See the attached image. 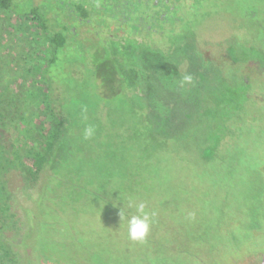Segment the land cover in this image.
Wrapping results in <instances>:
<instances>
[{"label": "rangeland", "instance_id": "rangeland-1", "mask_svg": "<svg viewBox=\"0 0 264 264\" xmlns=\"http://www.w3.org/2000/svg\"><path fill=\"white\" fill-rule=\"evenodd\" d=\"M185 2L196 9L184 20L183 35L169 36L164 43L157 37L146 46L154 45L159 50L154 55L163 54L162 61L172 69L162 72L164 81L155 92L120 85L118 72L115 82H109L107 71L98 82L105 89H93L94 102L82 104V115L74 116L75 96L66 97L73 108L68 119L72 132L68 130L45 168V179L51 180L60 169L67 177L64 186L81 196L69 205L74 209L65 210L67 217L47 216L49 230L37 234L28 221L43 210L46 181L26 187V208L12 238L21 264L36 263L43 240L49 244L50 264H258L264 255V0ZM28 11L26 2L16 14ZM234 35L247 52L245 63L233 61L227 49ZM135 49L142 54L143 46ZM49 51L31 20L0 12V100L10 101L16 112L13 121L7 120L10 137L21 152L43 151L51 139L54 121L46 108L43 83ZM189 51L196 55H187ZM94 55L93 64L102 63ZM73 57L66 53L68 61ZM222 73L225 78L231 74L233 79H247L248 85H237L226 96L230 86L223 84ZM185 75L193 82L181 87ZM60 77L75 84L69 70ZM219 100L223 102L218 106ZM225 109L238 113L231 125L244 123V128L234 135L227 124V160L206 161L204 144L214 141L211 127L222 122ZM89 126L95 134L86 139ZM141 202L155 215L146 240L134 242L119 212L136 215L134 205Z\"/></svg>", "mask_w": 264, "mask_h": 264}, {"label": "trees", "instance_id": "trees-1", "mask_svg": "<svg viewBox=\"0 0 264 264\" xmlns=\"http://www.w3.org/2000/svg\"><path fill=\"white\" fill-rule=\"evenodd\" d=\"M26 2L29 11L24 14H16L18 7ZM15 3L14 0H0V12L6 11L9 14L26 17L27 20L35 22L37 29L42 32L49 45L50 51L43 70V83L46 86L44 93L46 108L54 121V127L50 129L51 139L44 146L43 151L36 152L34 149H29L21 152L10 137V122L7 120L10 117L13 121L16 112L10 101L5 103L4 100V102L0 100V264H21L20 258L12 245L15 236L14 230L18 227V223L20 224L21 212L26 208L22 206V203L28 199L26 187L35 188L37 185H43V182L46 181L45 173L47 169L45 168L52 163L57 151L64 143L68 130L72 132L70 126L72 122L70 123L68 119H70L69 114H73V108L72 110L69 108L66 97L68 95L75 96L72 100L75 111L74 116H80L85 112L82 104L94 102L93 97H96L94 90L99 93V90L105 89V86H99L98 82L101 81V77L105 76L107 71L109 82L112 80L115 82L113 75L118 72L121 77L120 85L125 84V87L134 88L135 91L138 90L139 86L144 87L147 90L145 91L150 93L155 92L156 85L160 86L163 80L162 72L172 70L168 68L165 61H162V55L146 57L151 52L153 55L157 54L156 51H159L153 45L148 49L145 44L137 41L121 43L109 39L104 42L97 37L94 39L95 42L89 39L86 45L82 46L80 44L82 39L78 40V35L75 36L72 30L61 23V20L54 17L55 13L52 12L46 0L38 3L32 0H22L18 6ZM86 13L87 17L89 12L86 10ZM85 28H91V25L86 24ZM192 29L193 32L190 31L191 37L195 28ZM138 45L143 46L142 54H136L135 47ZM197 50V48H194V51ZM67 52L74 55L72 61H68L66 58ZM94 54L99 55L101 58L102 63L98 64L99 66L93 64L92 57L95 56ZM186 54L191 56L194 54L195 56L196 52L190 54L189 51ZM133 59L136 62L135 60L133 62ZM62 60H65V62L61 63ZM53 68L54 70H52ZM66 70L70 71V75L75 82L74 85L67 84L60 77ZM87 76V80L90 82L88 86L85 85ZM142 78L143 85L139 82ZM5 100L7 99L5 98ZM11 110L13 111L10 112ZM11 113H13V116ZM54 174L55 176L51 180L46 181V191L41 196L44 202L43 210L36 213L37 216L34 215L33 221L32 219L28 221L26 212L27 217L25 216V218L29 222L28 226L29 224L31 227L34 225L37 234L49 230L51 223L48 219L46 220L47 216L67 217L65 210L74 209L69 205L81 196L80 192L70 191L69 188L67 189L64 186L67 177L61 174L60 169L56 170ZM53 201L57 202L55 207L51 205ZM40 218H43V221L38 227L36 221ZM48 247L49 244L43 240V244L36 251L35 264L49 263Z\"/></svg>", "mask_w": 264, "mask_h": 264}, {"label": "flooded vegetation", "instance_id": "flooded-vegetation-1", "mask_svg": "<svg viewBox=\"0 0 264 264\" xmlns=\"http://www.w3.org/2000/svg\"><path fill=\"white\" fill-rule=\"evenodd\" d=\"M14 1L16 2V6H18V4L21 3L22 0ZM32 1L38 3L42 0ZM46 1L49 3L52 12L55 13L54 17L61 20V23L72 30L75 36L78 35V40L82 39V42L80 43L82 44V46H85L86 42H88L89 39H92L95 42L94 39H96L97 37L104 42H107L109 39L114 42L121 43L137 41L138 43H143L149 47L150 43H154L155 39H157L158 37V40L162 39L164 43L165 38L167 41H169V36L177 38L178 35H183L181 26L184 24V20L188 18L190 11L196 9V6H193L191 4L188 5L185 0ZM86 10L89 12L87 17ZM33 23L36 24L35 22ZM86 24L91 25V28L86 29ZM78 29H80L79 32ZM234 37L235 35L233 36V39ZM233 39L229 38V41L232 42ZM175 43L178 44L177 41H175ZM198 47L202 48L201 45H198ZM227 49H229L230 56L232 55L233 61H236L237 64L246 62L242 59H247V52L245 54V49L244 51H242L241 47L237 45L236 37L233 44L231 43V47L228 46ZM150 56L156 57V55L154 54H149L146 57ZM161 57H163V54ZM220 78L221 80H223V84L229 83L228 85L230 86V89L224 91L226 96L228 95V92L231 95V93L234 92V89H236L237 85H248L247 79H233L231 74H227L226 76L227 80H229L228 78H231L229 82H226L224 73L221 74ZM222 102L219 100L217 102L218 106ZM223 114L224 115L222 122H215V127H211V133L214 141L205 142L204 144L202 155L204 160L206 161L218 159L222 162H225L227 160V147L229 144H231L228 140L229 135H226L227 131L229 130L226 129L227 124L234 130V135L237 134L239 128H244V123H242L240 127H238L239 125H231L232 119H234V117H237L238 113L234 114L233 111L227 112V110L225 109ZM217 128L220 129L217 130ZM218 131H220V134H217ZM224 141H226V144L220 145L221 142ZM258 180H260L259 182L262 181L261 183H263V177L260 174H258ZM255 225L256 223L253 225V227ZM257 225L258 229L263 228V225L259 221ZM263 258L264 255L258 257V264H262ZM107 261H109V258L106 260V262ZM236 264H252V262H243Z\"/></svg>", "mask_w": 264, "mask_h": 264}, {"label": "clouds", "instance_id": "clouds-1", "mask_svg": "<svg viewBox=\"0 0 264 264\" xmlns=\"http://www.w3.org/2000/svg\"><path fill=\"white\" fill-rule=\"evenodd\" d=\"M193 82V77L191 75H185L180 82V86L183 87L185 84H191ZM95 134V128L89 126L84 130V137L90 139ZM130 207L133 206L132 202L129 204ZM136 209V215H131L130 217H125L122 210L119 212L120 220L127 219V229L128 237L134 242H144L150 232L152 218L154 213L149 214L146 209L145 203L141 202L134 205Z\"/></svg>", "mask_w": 264, "mask_h": 264}, {"label": "water", "instance_id": "water-1", "mask_svg": "<svg viewBox=\"0 0 264 264\" xmlns=\"http://www.w3.org/2000/svg\"><path fill=\"white\" fill-rule=\"evenodd\" d=\"M39 204L41 205L42 202H40ZM33 227H34V232H35V226L33 225ZM27 262H28L29 264H31V261H30V260H28ZM262 264H264V258H263Z\"/></svg>", "mask_w": 264, "mask_h": 264}]
</instances>
